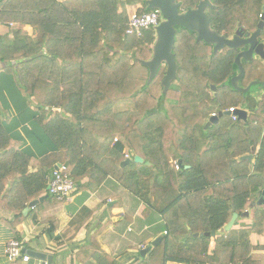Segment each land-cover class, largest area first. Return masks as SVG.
<instances>
[{"label": "trees", "instance_id": "1", "mask_svg": "<svg viewBox=\"0 0 264 264\" xmlns=\"http://www.w3.org/2000/svg\"><path fill=\"white\" fill-rule=\"evenodd\" d=\"M214 3L207 15L218 33L228 37L237 22L246 24L245 0ZM135 5L134 12L151 10L146 0H0V25L15 22L20 31L29 24L36 32V40L0 35V71L36 102L34 120L55 149L39 158L21 150L0 106V224L20 241L23 210L53 197L46 187L60 162L76 191L111 177L160 218L161 241L129 264H264V253L254 251L264 244L250 240L252 233L264 236V201L250 206L264 186V99L253 101L227 85L237 72L234 50L213 54L212 45L185 28L173 48L177 78L164 93L165 66L148 81L149 70L139 62L152 55L153 31L139 37L125 32L128 7ZM239 104L250 110L246 121L222 115L204 128L212 113ZM250 152L252 161L239 159ZM135 155L144 162L121 166ZM232 206L250 226L194 236L223 227ZM246 210L249 216L242 217ZM76 257L80 264H115L95 237Z\"/></svg>", "mask_w": 264, "mask_h": 264}, {"label": "crops", "instance_id": "2", "mask_svg": "<svg viewBox=\"0 0 264 264\" xmlns=\"http://www.w3.org/2000/svg\"><path fill=\"white\" fill-rule=\"evenodd\" d=\"M262 13L264 16L261 10L260 14ZM247 15L249 18L246 17L247 22L243 25L252 28L254 14L251 13L250 16L249 11ZM237 24L228 37L233 35ZM17 28L18 24L15 22L7 26L0 25V35L9 41L18 32L21 38L27 36L36 40L34 27L25 24L22 30L18 31ZM35 105V101L29 100L21 93L13 76L1 70L0 106L6 111L5 128L19 143L21 150L39 158L55 149L34 120L37 112L33 108ZM244 109L248 116L250 110L247 107ZM25 216L16 227L23 247L52 255L51 264H80L76 254L92 237L96 238L103 251L114 257L115 264H129L141 254L142 249L149 247L150 250L153 247L152 241L158 236L163 237L164 234L156 230L161 225L160 218L152 215L145 204L138 203L111 177H107L98 185L86 187L84 190L79 189L69 201L49 197L47 201H41L29 208ZM80 222L82 224H79ZM250 223L249 218L237 219L233 228L248 227ZM11 238H14L13 233L0 224V264L42 263L41 260L32 257L28 263L20 259L15 262L8 261L5 256V245ZM250 240L252 245L264 244V236L260 234L252 233ZM212 246L213 242L210 244V251ZM254 251L264 253L262 248ZM164 264L192 263L167 260Z\"/></svg>", "mask_w": 264, "mask_h": 264}, {"label": "water", "instance_id": "3", "mask_svg": "<svg viewBox=\"0 0 264 264\" xmlns=\"http://www.w3.org/2000/svg\"><path fill=\"white\" fill-rule=\"evenodd\" d=\"M209 4V0H201L194 9L188 10L184 14H178V9L175 3V0H146V5L149 9H158L161 13L162 20L155 30V40L152 45V55L147 60H139V62L148 68V81H151L156 75L159 67L164 64L166 66L165 75L161 80V86L163 87V92L165 93L171 85V82L175 81L177 78L178 64L175 60L173 53L176 28L175 26L180 25L181 27L193 32L196 34L197 41H203L206 44L213 46V54H216L224 47H228L236 52L234 58V64L237 69V72L228 80L227 85L232 89L240 92L246 93L249 91L250 86L259 85L264 90V81H253L247 87H241L240 81L245 75V71L242 63L244 61L251 62L256 57L264 61V39H261V31L264 27V16L263 13L260 16L258 23L254 29L248 28L243 25L241 22L237 24L236 29L231 37H227L224 34L218 33L211 27V22L206 14V6ZM264 12V6L262 8ZM210 88L216 92L217 87L215 84H211ZM236 115L238 119L243 121L247 120V111L244 108H236L233 112L229 110L220 111L217 115H211L206 121L204 128H208L210 125L215 124L219 121V118L222 115ZM253 150V147L251 148ZM240 160H252L253 154H244L239 157ZM143 163L144 160L141 156L135 155L133 159L128 157L121 162V166H124L130 162ZM147 165H150V162L146 161ZM178 164H181V160H178ZM60 163H57L54 168L59 166ZM49 186L47 185L46 189ZM45 196L40 197L31 201L28 206L23 210L25 215L29 208L36 206L39 202L43 201ZM264 201V186L262 189L261 197L257 201L251 202L250 206H254L257 203ZM232 215L230 220L217 231L212 230L210 232L204 233H194V236H211L215 237L218 234L229 231L234 226L236 220L238 219L239 214L235 211L232 206ZM242 217L249 216V210L240 214ZM162 236L156 237L152 241V246L158 244ZM149 250V247H146L140 251L141 255H144ZM23 253L28 254L32 258L41 260L42 264H51L52 255L40 252L29 250L23 247Z\"/></svg>", "mask_w": 264, "mask_h": 264}, {"label": "built area", "instance_id": "4", "mask_svg": "<svg viewBox=\"0 0 264 264\" xmlns=\"http://www.w3.org/2000/svg\"><path fill=\"white\" fill-rule=\"evenodd\" d=\"M261 16V14L259 15ZM161 21V13L158 9H151L150 11L138 13L132 12L128 17V24L126 28V34L141 36L144 30H151L155 35L156 27ZM237 107H230L228 110L233 112ZM211 115H217L212 113ZM233 120L238 119L236 115L231 114ZM128 158V156H127ZM176 168L177 161H174ZM49 188L47 192L61 201H69L73 197V194L76 192L75 182L72 177L69 175L66 166L60 163L59 166L53 168L49 177ZM23 244L21 241L11 238L6 242L5 245V256L8 261L15 262L20 259L24 263H28L31 257L22 252ZM42 264V263H36Z\"/></svg>", "mask_w": 264, "mask_h": 264}, {"label": "rangeland", "instance_id": "5", "mask_svg": "<svg viewBox=\"0 0 264 264\" xmlns=\"http://www.w3.org/2000/svg\"><path fill=\"white\" fill-rule=\"evenodd\" d=\"M245 1L247 2L246 4H248L250 6V8H249L250 16H251V13H253L254 19H256L257 12L259 10L260 11L262 10L264 3H260L259 0H245ZM136 8H137V5L128 7V13L130 14V13L136 11ZM261 35L264 37V29H263ZM152 45H151V47H152ZM220 54H222V52ZM242 65H243V68L245 71V75H244L243 79L240 81V86L246 87L251 82L256 81V80L264 81V61H262L261 59H254L251 62L244 61L242 63ZM163 68H164V66L161 65L159 69H163ZM227 93H228V96L230 97L231 92L227 91ZM242 94H245V93H242ZM246 101L248 102L247 98H246ZM242 106H244V105L239 104L237 107H242ZM225 116H227V115H225ZM173 164H174V161H173Z\"/></svg>", "mask_w": 264, "mask_h": 264}, {"label": "flooded vegetation", "instance_id": "6", "mask_svg": "<svg viewBox=\"0 0 264 264\" xmlns=\"http://www.w3.org/2000/svg\"><path fill=\"white\" fill-rule=\"evenodd\" d=\"M200 1L201 0H175L176 6L178 9V14H184L188 10L194 9ZM213 7H217L214 3V0H209V4H207L206 9H205L206 14L209 12L210 8H213ZM244 15L247 16L246 13ZM161 20H162V16H161ZM258 21L259 20H257V22L255 24H257ZM175 28H176V34H177V31L183 27H181L180 25H177V26H175ZM176 34H175V36H176ZM262 38H264V37H262V35H261V39ZM162 66H165V65L162 64ZM165 69H166V66H165ZM241 87H244V86H241ZM211 91L213 94L216 93L213 90H211ZM246 93L251 95L253 101L261 102L264 99V90L262 87H259V85L250 86L249 91Z\"/></svg>", "mask_w": 264, "mask_h": 264}]
</instances>
